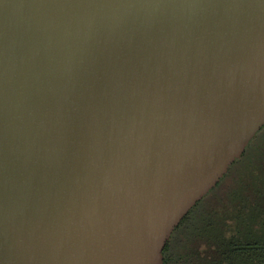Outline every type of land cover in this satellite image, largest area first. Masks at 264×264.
I'll return each mask as SVG.
<instances>
[{"label":"water","instance_id":"obj_1","mask_svg":"<svg viewBox=\"0 0 264 264\" xmlns=\"http://www.w3.org/2000/svg\"><path fill=\"white\" fill-rule=\"evenodd\" d=\"M264 126V0H0V264H164Z\"/></svg>","mask_w":264,"mask_h":264},{"label":"trees","instance_id":"obj_2","mask_svg":"<svg viewBox=\"0 0 264 264\" xmlns=\"http://www.w3.org/2000/svg\"><path fill=\"white\" fill-rule=\"evenodd\" d=\"M164 264H264V126L174 229Z\"/></svg>","mask_w":264,"mask_h":264}]
</instances>
